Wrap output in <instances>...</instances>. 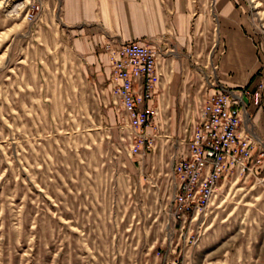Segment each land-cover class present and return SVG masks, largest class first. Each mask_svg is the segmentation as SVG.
Returning <instances> with one entry per match:
<instances>
[{
  "label": "rangeland",
  "instance_id": "rangeland-1",
  "mask_svg": "<svg viewBox=\"0 0 264 264\" xmlns=\"http://www.w3.org/2000/svg\"><path fill=\"white\" fill-rule=\"evenodd\" d=\"M237 2L259 71L235 90L254 94L264 0ZM60 30L59 0H0V264H264V167L222 179L183 229L169 209L172 141L130 128L112 75L96 87ZM223 58L192 61L197 120L223 88ZM260 102L248 124L264 89Z\"/></svg>",
  "mask_w": 264,
  "mask_h": 264
},
{
  "label": "crops",
  "instance_id": "crops-1",
  "mask_svg": "<svg viewBox=\"0 0 264 264\" xmlns=\"http://www.w3.org/2000/svg\"><path fill=\"white\" fill-rule=\"evenodd\" d=\"M59 14L60 36L85 62L98 88L111 75L106 43L139 41L158 52L163 78L155 100L146 103L157 109V130L151 126L146 132L156 137L163 131L176 157L185 151L187 133L198 117L196 100L201 98L191 92L192 61L223 56L219 81L225 88H243L259 71L237 0H59ZM253 111V130L264 143V106Z\"/></svg>",
  "mask_w": 264,
  "mask_h": 264
},
{
  "label": "built area",
  "instance_id": "built-area-1",
  "mask_svg": "<svg viewBox=\"0 0 264 264\" xmlns=\"http://www.w3.org/2000/svg\"><path fill=\"white\" fill-rule=\"evenodd\" d=\"M104 49L128 124L141 134L153 125L157 113L146 103L155 100L163 78L159 54L139 41L109 42ZM263 89L262 85L253 94L223 87L204 100L185 151L172 167L169 209L183 229L193 215L209 206L222 179L235 172L242 176L263 169L264 143L247 123L248 103L260 106ZM151 146L148 142V148ZM132 152L140 155V145Z\"/></svg>",
  "mask_w": 264,
  "mask_h": 264
},
{
  "label": "water",
  "instance_id": "water-1",
  "mask_svg": "<svg viewBox=\"0 0 264 264\" xmlns=\"http://www.w3.org/2000/svg\"><path fill=\"white\" fill-rule=\"evenodd\" d=\"M246 101H247V102L249 101L248 98H246Z\"/></svg>",
  "mask_w": 264,
  "mask_h": 264
},
{
  "label": "bare ground",
  "instance_id": "bare-ground-1",
  "mask_svg": "<svg viewBox=\"0 0 264 264\" xmlns=\"http://www.w3.org/2000/svg\"><path fill=\"white\" fill-rule=\"evenodd\" d=\"M227 180V179H226ZM198 214H196V216H197Z\"/></svg>",
  "mask_w": 264,
  "mask_h": 264
}]
</instances>
